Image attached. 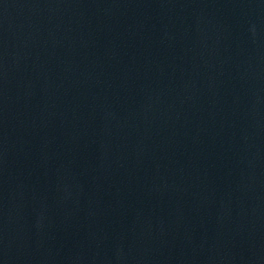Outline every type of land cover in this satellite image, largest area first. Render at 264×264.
Here are the masks:
<instances>
[{
    "label": "water",
    "instance_id": "95a60500",
    "mask_svg": "<svg viewBox=\"0 0 264 264\" xmlns=\"http://www.w3.org/2000/svg\"><path fill=\"white\" fill-rule=\"evenodd\" d=\"M0 264H264V0H0Z\"/></svg>",
    "mask_w": 264,
    "mask_h": 264
}]
</instances>
